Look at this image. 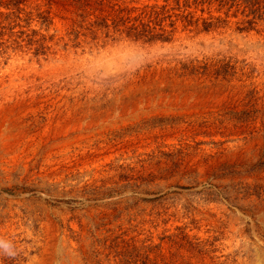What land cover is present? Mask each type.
Returning <instances> with one entry per match:
<instances>
[{"label":"rangeland","instance_id":"obj_1","mask_svg":"<svg viewBox=\"0 0 264 264\" xmlns=\"http://www.w3.org/2000/svg\"><path fill=\"white\" fill-rule=\"evenodd\" d=\"M0 264H264V0H0Z\"/></svg>","mask_w":264,"mask_h":264},{"label":"trees","instance_id":"obj_2","mask_svg":"<svg viewBox=\"0 0 264 264\" xmlns=\"http://www.w3.org/2000/svg\"><path fill=\"white\" fill-rule=\"evenodd\" d=\"M154 14H157L156 11H152L151 14H150V22L153 21V17H154ZM137 20H139V18H137ZM140 24H136V25H133L130 29V32H135V36H140V35H149V34H152L151 35V39L152 38H156V37H162L163 35H154V30L152 28H150V30L146 29V27L148 26V24H144V21L142 19H140Z\"/></svg>","mask_w":264,"mask_h":264}]
</instances>
